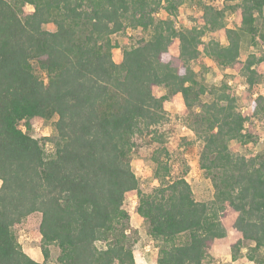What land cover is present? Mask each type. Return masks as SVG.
Segmentation results:
<instances>
[{
	"label": "trees",
	"instance_id": "1",
	"mask_svg": "<svg viewBox=\"0 0 264 264\" xmlns=\"http://www.w3.org/2000/svg\"><path fill=\"white\" fill-rule=\"evenodd\" d=\"M223 1L218 9L210 0H0V264H48L50 246L55 264H136L131 191L155 248L151 264H213L229 230L231 261L264 264V145L229 150L232 141L254 144L253 123L264 115V94L253 97L264 57L239 58L244 34L264 42L256 25L264 0ZM136 29L147 38L115 61L116 38ZM211 32L227 43L204 41ZM211 64L245 86L243 113L226 86L202 81L198 71ZM176 94L184 109L168 112ZM50 121L51 136H34ZM181 127L192 137L178 136ZM147 149L149 189L131 169ZM191 159L209 183L207 202L186 180ZM34 214L42 262L14 232Z\"/></svg>",
	"mask_w": 264,
	"mask_h": 264
},
{
	"label": "rangeland",
	"instance_id": "2",
	"mask_svg": "<svg viewBox=\"0 0 264 264\" xmlns=\"http://www.w3.org/2000/svg\"><path fill=\"white\" fill-rule=\"evenodd\" d=\"M211 3L216 6L218 9H222L224 7L223 0H210ZM187 5H189L187 3ZM186 5V6H187ZM188 7V6H187ZM186 7L180 8V14L184 15ZM160 17H166V15L162 12L160 13ZM224 24L229 28L233 27V15L228 14L223 18ZM256 25L258 28L262 29L264 27V9H263V16L262 18L257 17ZM46 30L53 31L55 27L52 24H48L45 26ZM147 38V34L143 33L140 29L136 30H127L123 34L119 35L116 39L119 41L120 47L118 49H114L112 52L113 59L115 61L118 60L122 48L129 47L133 45H137L141 40ZM210 39H214L219 41L222 44H226L227 41L225 37L220 36L218 33H206L203 37L204 41H208ZM264 42L256 41V43H252L251 38L249 35L244 34L242 36V40L240 43V55L239 58L242 61H245L246 58L254 54L257 57H264ZM258 73L262 74L264 72V63L257 64L254 67ZM198 70V69H197ZM36 73L39 75L40 72L36 70ZM202 81L208 87L220 88L221 86L227 87V92L234 93L236 98V106L237 110L240 111V108L243 107V102L241 100V94L243 91L237 89V81L235 79L236 73L233 70L223 69L216 64H211L209 70L203 72L201 74L198 71ZM232 82L231 86L228 85V81ZM245 90V89H244ZM255 94H264V82L259 83L254 87ZM161 91H157V95ZM212 95L206 94L204 96V100L207 102L212 101ZM166 110L171 113H176L177 107L175 104V100L171 99L166 104ZM53 120H56L54 117ZM52 120V121H53ZM52 121L44 124L41 127L40 133H34L36 137H45L52 135ZM253 136L255 139L254 144H250L249 146H242L237 142H230L229 143V150L237 155H245V154H252L254 151V145H256L255 153L264 145V115L259 119L254 121L253 123ZM178 136H186L187 138H191L192 135L190 132L185 128L181 127L177 130ZM261 138L262 141L259 143L257 140ZM45 144L48 142H44ZM258 144V145H257ZM49 148L46 146L45 151L51 152L53 149L52 145L48 143ZM196 152V151H195ZM149 153V149L144 151L139 155H134L131 158V169L134 172L139 184L141 187L149 189L156 186V181L152 177V171L154 165L147 159V155ZM186 180L189 183L194 197L197 201H204L207 202L211 199V190L208 181L203 176L202 172L198 169L197 160L191 159L189 162V170L186 176ZM125 204L130 211L131 218H130V228L132 232L134 231L136 238H138L139 243L137 245H141V248L134 250V257L136 264H151L152 255L155 251L153 243L147 236L146 233V225L143 223L141 218L136 214L135 208L137 205V196L135 191L128 192L125 195ZM39 215L34 214L27 217L23 222L14 228L15 235L21 248L25 254H27L30 258H32L36 262H42V254L39 247L38 240L33 236V232L38 228L39 225ZM233 234V230L228 231V235L226 241L222 245H217L215 247V251L219 254V258H217L213 264H253V263H241L239 261H231L230 257V250L228 246V239ZM102 244H98L101 246ZM51 256L49 259L48 264H55V259L58 255V249L54 246L49 247ZM247 250V249H246ZM245 252V249L242 251Z\"/></svg>",
	"mask_w": 264,
	"mask_h": 264
},
{
	"label": "built area",
	"instance_id": "3",
	"mask_svg": "<svg viewBox=\"0 0 264 264\" xmlns=\"http://www.w3.org/2000/svg\"><path fill=\"white\" fill-rule=\"evenodd\" d=\"M263 45H264V44H263ZM231 84H232L231 80L228 81V85L231 86ZM237 86H238V87H237L238 90H240V91H244V89H245V86H244V85H242V84H237ZM256 95H257V94L254 93V94H253V97H255ZM245 110H246V107H245V106H243V107L240 108V112H242V113H243ZM20 128L24 131V128H23L22 126H20ZM40 130H41V127H34V129H33V131H34L35 133H40ZM43 137H45V135H43ZM257 141L260 143V142L262 141V139H261V138H258ZM257 145H258V144H257ZM46 146H47L48 148L50 147V146H48V143L45 144V147H46ZM253 147H254V150H253L254 152H253V153H255L256 145H254Z\"/></svg>",
	"mask_w": 264,
	"mask_h": 264
},
{
	"label": "crops",
	"instance_id": "4",
	"mask_svg": "<svg viewBox=\"0 0 264 264\" xmlns=\"http://www.w3.org/2000/svg\"><path fill=\"white\" fill-rule=\"evenodd\" d=\"M158 91H161V93L159 94V96H162V95H164L166 93V91L163 88H159ZM172 99L175 100V104H176V107H177V111H181V110L184 109V105H183L182 98H181L180 94L174 95L172 97Z\"/></svg>",
	"mask_w": 264,
	"mask_h": 264
},
{
	"label": "clouds",
	"instance_id": "5",
	"mask_svg": "<svg viewBox=\"0 0 264 264\" xmlns=\"http://www.w3.org/2000/svg\"><path fill=\"white\" fill-rule=\"evenodd\" d=\"M29 10H30V11H34V8H31V7H30Z\"/></svg>",
	"mask_w": 264,
	"mask_h": 264
}]
</instances>
